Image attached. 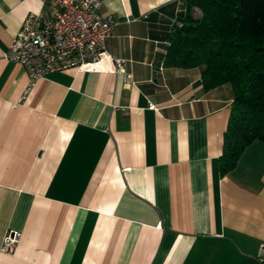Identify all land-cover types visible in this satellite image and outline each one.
<instances>
[{
  "label": "crops",
  "instance_id": "0c3cea01",
  "mask_svg": "<svg viewBox=\"0 0 264 264\" xmlns=\"http://www.w3.org/2000/svg\"><path fill=\"white\" fill-rule=\"evenodd\" d=\"M43 10L0 0V264H264V142L223 174L232 86L165 65L185 0H106L136 18L107 40L126 72L106 56L28 89L7 53Z\"/></svg>",
  "mask_w": 264,
  "mask_h": 264
},
{
  "label": "trees",
  "instance_id": "16d2710c",
  "mask_svg": "<svg viewBox=\"0 0 264 264\" xmlns=\"http://www.w3.org/2000/svg\"><path fill=\"white\" fill-rule=\"evenodd\" d=\"M201 17L193 15V7ZM182 25L168 35L165 65L203 67L205 90L229 83L230 117L220 156L232 170L247 146L264 142V0H185Z\"/></svg>",
  "mask_w": 264,
  "mask_h": 264
},
{
  "label": "built area",
  "instance_id": "2783aa9c",
  "mask_svg": "<svg viewBox=\"0 0 264 264\" xmlns=\"http://www.w3.org/2000/svg\"><path fill=\"white\" fill-rule=\"evenodd\" d=\"M106 0H44V10L31 12L17 33L7 57L22 64L29 75V86L38 78L73 67L102 62L105 57L114 61L115 71L126 72L129 61L112 57L107 51V40L115 26L122 21L112 14L104 15ZM193 15L201 17L199 7ZM182 25V20L174 19ZM132 79L126 76L127 82ZM21 232L10 229L1 245L2 252H12Z\"/></svg>",
  "mask_w": 264,
  "mask_h": 264
},
{
  "label": "rangeland",
  "instance_id": "374dc122",
  "mask_svg": "<svg viewBox=\"0 0 264 264\" xmlns=\"http://www.w3.org/2000/svg\"><path fill=\"white\" fill-rule=\"evenodd\" d=\"M186 14H187V10L185 8V10L183 12H180V15L177 17V19L178 20L180 19L183 21Z\"/></svg>",
  "mask_w": 264,
  "mask_h": 264
}]
</instances>
